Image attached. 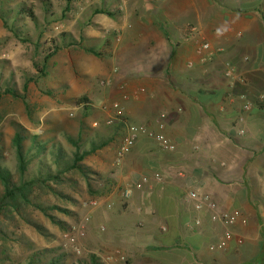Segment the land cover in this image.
I'll return each instance as SVG.
<instances>
[{
  "label": "crops",
  "instance_id": "crops-1",
  "mask_svg": "<svg viewBox=\"0 0 264 264\" xmlns=\"http://www.w3.org/2000/svg\"><path fill=\"white\" fill-rule=\"evenodd\" d=\"M126 7L131 23L122 24L104 73L129 93L122 106L131 122L171 149L138 136L115 159L107 186L99 184L113 208H93L89 227H106L124 264H264V0ZM204 195L214 209L196 210ZM225 214L236 216L234 236L214 249Z\"/></svg>",
  "mask_w": 264,
  "mask_h": 264
},
{
  "label": "rangeland",
  "instance_id": "rangeland-1",
  "mask_svg": "<svg viewBox=\"0 0 264 264\" xmlns=\"http://www.w3.org/2000/svg\"><path fill=\"white\" fill-rule=\"evenodd\" d=\"M126 1L0 0L3 165L15 172L17 162L11 142L17 132L26 137L25 147L32 136H38L37 140L46 143L48 148L55 145L68 153L76 150L72 142L84 151L90 148L91 142L100 144L102 138L110 137L107 146L83 161L93 178L90 182L75 173L72 183L59 187L69 199L51 194L45 200L51 207L46 213L30 210L26 219H17L16 228H12L17 236L12 238L9 249L12 258H24L28 252L17 239L20 236L38 249L66 252L69 254L66 264H77L90 255H96L102 264H124L127 260L122 251L111 247L106 227L96 232L88 225L93 208H113L112 202L100 199L106 192L99 184L107 186L115 159L118 163L124 159L118 158L123 127L116 128L122 125L105 126L104 120L115 110L125 108L122 102L129 98V93L124 91L125 87H119L122 83L108 78L104 67L106 58L111 52L113 55L115 43L120 41L122 24L131 23L125 14ZM132 14L134 20L140 17L138 12ZM82 97L88 99V109L76 104ZM37 165L38 159L28 173H34ZM94 200L99 201L96 207L91 206ZM34 222L44 228L46 235L33 226ZM121 257L124 263L118 261Z\"/></svg>",
  "mask_w": 264,
  "mask_h": 264
},
{
  "label": "trees",
  "instance_id": "trees-1",
  "mask_svg": "<svg viewBox=\"0 0 264 264\" xmlns=\"http://www.w3.org/2000/svg\"><path fill=\"white\" fill-rule=\"evenodd\" d=\"M66 1L69 3L72 0ZM49 57L48 55L47 59ZM7 91L10 92V90ZM88 103L86 97H82L76 102L78 106L85 107V109H88ZM116 128H122V126ZM37 139L38 136H32L30 144L25 147L23 142L26 137L23 136V133L17 132L14 135L11 148L17 162L15 172L3 165L4 154H2L3 148L0 145V264H66V258L69 256L66 252L54 248L50 250L38 249L34 243L20 236L17 239L23 243L28 252L24 258H12L9 250L10 243L12 238L17 236L12 228H16L17 219H26L30 210H41L44 213L50 210L51 207L45 203L49 195L53 194L69 199V195L64 194L59 190V187L68 182L72 183L75 180V173H79L90 182L93 178L83 161L97 149L107 146L110 137L102 138L100 144L91 142L90 148L84 151H81L79 146L72 142L76 147L72 153L55 145L48 148L46 143ZM36 159H38L36 171L28 173ZM33 226L46 235V231L40 224L34 222ZM77 264H102V262L96 255H90L88 259L79 260Z\"/></svg>",
  "mask_w": 264,
  "mask_h": 264
},
{
  "label": "built area",
  "instance_id": "built-area-1",
  "mask_svg": "<svg viewBox=\"0 0 264 264\" xmlns=\"http://www.w3.org/2000/svg\"><path fill=\"white\" fill-rule=\"evenodd\" d=\"M209 44H203L201 47V50H208ZM227 66V72L230 67L229 64ZM230 71V69H229ZM230 73V72H229ZM248 109V106H246ZM134 117V113L132 109L129 108H121L115 110V112L112 114V116H108L104 120V125L109 126L112 124H121L122 127L125 129V132L123 133V139L121 146L118 150V158L122 159L125 155V153L129 150L130 147H132L135 143V140L138 136L149 134L153 139L164 149L169 150L171 149L170 143L163 135H153V132L144 124H135L132 123L131 120ZM116 122V123H115ZM98 123L95 122L94 126H97ZM156 177H158L156 175ZM189 197L192 199H196L198 197L197 193L195 191L189 192ZM99 201L94 200L91 202V206L96 207ZM216 206L215 201L212 197L209 195H204L201 197V199L196 202L195 208L198 211L201 210H212ZM110 207V205H108ZM236 222V216L231 214H225L222 216L221 223L223 225V236L218 240L217 243L212 244V248L219 249V250H225L229 242L233 238V231L232 227L234 226ZM118 261H125L123 257L118 259Z\"/></svg>",
  "mask_w": 264,
  "mask_h": 264
}]
</instances>
